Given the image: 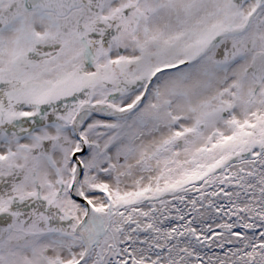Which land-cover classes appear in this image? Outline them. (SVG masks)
<instances>
[{
  "label": "snow or ice",
  "instance_id": "obj_1",
  "mask_svg": "<svg viewBox=\"0 0 264 264\" xmlns=\"http://www.w3.org/2000/svg\"><path fill=\"white\" fill-rule=\"evenodd\" d=\"M0 264H264V0H0Z\"/></svg>",
  "mask_w": 264,
  "mask_h": 264
}]
</instances>
